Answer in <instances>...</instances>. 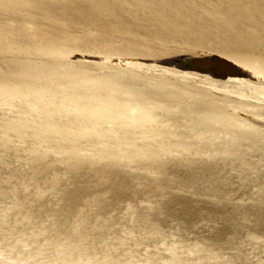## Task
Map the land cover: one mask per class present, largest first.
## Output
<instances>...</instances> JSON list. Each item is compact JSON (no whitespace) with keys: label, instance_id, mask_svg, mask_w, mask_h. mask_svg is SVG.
<instances>
[{"label":"rangeland","instance_id":"374dc122","mask_svg":"<svg viewBox=\"0 0 264 264\" xmlns=\"http://www.w3.org/2000/svg\"><path fill=\"white\" fill-rule=\"evenodd\" d=\"M0 264H264V0H0Z\"/></svg>","mask_w":264,"mask_h":264},{"label":"bare ground","instance_id":"6f19581e","mask_svg":"<svg viewBox=\"0 0 264 264\" xmlns=\"http://www.w3.org/2000/svg\"><path fill=\"white\" fill-rule=\"evenodd\" d=\"M30 13V12H29ZM176 258V257H175Z\"/></svg>","mask_w":264,"mask_h":264}]
</instances>
